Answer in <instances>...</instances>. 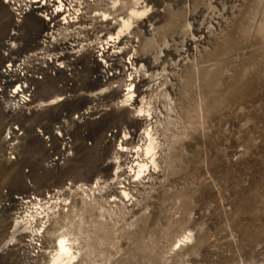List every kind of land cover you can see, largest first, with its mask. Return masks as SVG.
<instances>
[{
  "label": "rangeland",
  "instance_id": "1",
  "mask_svg": "<svg viewBox=\"0 0 264 264\" xmlns=\"http://www.w3.org/2000/svg\"><path fill=\"white\" fill-rule=\"evenodd\" d=\"M102 5L104 38L148 6L119 36L122 75L94 78L87 56L26 106L0 102V264H264V0ZM14 29L0 4V64L43 24ZM147 129L157 166L134 152Z\"/></svg>",
  "mask_w": 264,
  "mask_h": 264
},
{
  "label": "built area",
  "instance_id": "2",
  "mask_svg": "<svg viewBox=\"0 0 264 264\" xmlns=\"http://www.w3.org/2000/svg\"><path fill=\"white\" fill-rule=\"evenodd\" d=\"M103 2L0 0L13 17L14 32L31 14L43 24L40 36L29 49L18 51L13 48V41L5 43L0 64V102L6 112L26 106L39 82L60 75L70 78L81 71L87 56L91 66L98 70L94 78L104 82L119 77L131 65V56L119 57V37L104 38L102 29L107 15L100 10ZM96 40L100 44L96 45ZM70 148V140H64L62 149Z\"/></svg>",
  "mask_w": 264,
  "mask_h": 264
},
{
  "label": "bare ground",
  "instance_id": "3",
  "mask_svg": "<svg viewBox=\"0 0 264 264\" xmlns=\"http://www.w3.org/2000/svg\"><path fill=\"white\" fill-rule=\"evenodd\" d=\"M148 12V6H146L145 8H142L140 9L139 7H134L133 9H131V12H130V16L128 17V19H123V23L121 25V27L119 28L118 32L115 33V35H117L116 37H121V34L126 31H129L131 28H132V24L133 22L131 21L133 17H141L143 15H145L146 13ZM32 15V14H31ZM30 15L27 16V18L29 17ZM26 18V19H27ZM26 19L24 20V23L26 21ZM11 34H16V32H12ZM111 37H114L113 34L110 35ZM12 39L9 38V40ZM134 84V83H133ZM125 95V98L122 100V102L124 103H128L129 101H132L134 100L135 96H136V93H135V88L133 87L132 84L129 85V88H128V91L124 94ZM136 99V98H135ZM141 102V101H140ZM129 104V103H128ZM142 113L143 112H146L145 108L141 107V110H140ZM145 114V113H144ZM149 129V128H148ZM147 129V131L143 132V134H145V143L143 144H137L135 145V151L134 152H139V150L141 149L146 155H150L149 158L151 157V160H150V163L152 166H157L158 162L156 160L157 156L155 155V149H156V145H155V141H154V138H153V135L151 134V132ZM145 130V129H144ZM152 130V129H151ZM153 133V132H152ZM127 136V134H125V137ZM129 137V136H128ZM123 151H127L128 150V147L127 146H124L122 145L121 146ZM159 147V146H158ZM132 153V152H131ZM158 153V152H157ZM141 154V153H140ZM138 155V154H137ZM142 155V154H141ZM156 156V157H155ZM134 157V156H132ZM140 157H144V156H140ZM139 158V157H138ZM138 158H135L133 159V163H132V167H134V171L135 173H137V175H141L145 170L149 169L151 165H149V162L147 161H144V159H138ZM148 158V157H147ZM136 159H138L136 161ZM151 166V167H152ZM133 170V168H132ZM152 171V169H151ZM145 173V172H144ZM144 175V174H143ZM142 176V175H141ZM140 176V177H141ZM123 193L128 196L130 193H128L127 190H123ZM123 196V195H122ZM124 197V196H123ZM129 198V197H128ZM131 200V199H130ZM181 241V240H180ZM59 249L61 251L62 254H65V255H70L71 253V247L68 245V241H67V237L66 236H63L60 241H59ZM56 255V254H55ZM57 256V255H56Z\"/></svg>",
  "mask_w": 264,
  "mask_h": 264
}]
</instances>
